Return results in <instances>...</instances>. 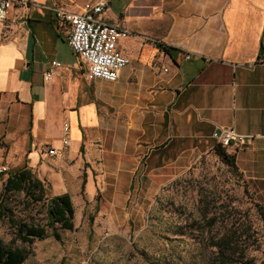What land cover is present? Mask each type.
<instances>
[{"label":"crops","instance_id":"0c3cea01","mask_svg":"<svg viewBox=\"0 0 264 264\" xmlns=\"http://www.w3.org/2000/svg\"><path fill=\"white\" fill-rule=\"evenodd\" d=\"M88 1L12 0L0 22V125L47 194L146 199L213 153L219 128L243 138L227 152L264 188V0H110L101 21L131 33L116 82L87 78L50 10Z\"/></svg>","mask_w":264,"mask_h":264},{"label":"rangeland","instance_id":"374dc122","mask_svg":"<svg viewBox=\"0 0 264 264\" xmlns=\"http://www.w3.org/2000/svg\"><path fill=\"white\" fill-rule=\"evenodd\" d=\"M4 132L0 125V173L26 164ZM80 187H69L74 229L58 230L60 241L48 229L44 240L23 244L3 219L0 242L25 250L23 264H264V188L214 153L125 206L106 201L110 188L87 198ZM8 200L14 220L46 225L43 202L32 203L22 192Z\"/></svg>","mask_w":264,"mask_h":264},{"label":"built area","instance_id":"2783aa9c","mask_svg":"<svg viewBox=\"0 0 264 264\" xmlns=\"http://www.w3.org/2000/svg\"><path fill=\"white\" fill-rule=\"evenodd\" d=\"M11 1L0 2V22L6 20ZM109 2L110 0L88 1L78 11H71L63 5H54L50 8L58 23L69 27L67 45L85 65L89 80L116 82L120 71L130 63V60L118 50V43L127 38L131 34L130 31L118 25L107 24L100 19ZM185 59L189 60L190 54H186ZM57 66L58 63H51L52 68ZM51 77V71L43 75L44 81L50 80ZM63 131L67 133V125H64ZM211 137L216 145L224 148H230L232 144H240L243 139L232 129L227 128L216 129ZM62 144L64 148L68 147L67 137H64ZM60 151L49 148L47 154L57 156Z\"/></svg>","mask_w":264,"mask_h":264},{"label":"trees","instance_id":"16d2710c","mask_svg":"<svg viewBox=\"0 0 264 264\" xmlns=\"http://www.w3.org/2000/svg\"><path fill=\"white\" fill-rule=\"evenodd\" d=\"M227 149L215 145L213 153L222 163L241 174L236 167L234 155L229 154ZM4 175L6 178L0 195V221L7 219L11 223L17 240L23 244L31 245L34 241L44 240L49 229L51 236L56 241H60L58 230L72 231L74 229V206L68 194L50 197L45 184L26 165L0 173V176ZM81 189H84V185ZM17 192L24 193V196L32 203L43 202L47 217L46 225L28 224L14 220L12 208L8 206V198ZM259 212L264 214V210L260 207ZM26 258L25 250L0 242V264H23Z\"/></svg>","mask_w":264,"mask_h":264}]
</instances>
